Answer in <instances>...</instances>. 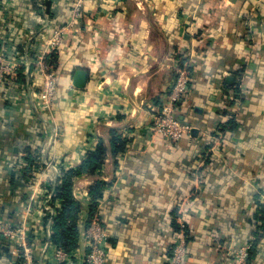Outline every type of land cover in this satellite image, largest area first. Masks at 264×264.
I'll return each mask as SVG.
<instances>
[{
  "label": "crops",
  "instance_id": "obj_1",
  "mask_svg": "<svg viewBox=\"0 0 264 264\" xmlns=\"http://www.w3.org/2000/svg\"><path fill=\"white\" fill-rule=\"evenodd\" d=\"M76 1L0 0V51L21 57L39 19L64 25ZM82 1L80 29L48 54H57L61 73L51 122L60 137L46 154L77 168L99 138L108 143L109 129L127 140L124 151L106 157L99 176L84 174L74 184L90 196L94 179L104 182L108 264H168L182 221L185 264H233L246 244V264H264V0ZM44 42L35 36L32 58ZM185 62L190 92L180 115L194 127L170 142L151 126L173 86L174 66ZM81 68L87 82L79 88L73 80ZM35 82L39 91L41 78ZM25 84L0 89V148L16 153L30 144L47 148L48 132ZM3 155L0 149V220L16 224L36 183L15 188ZM85 226L79 224L80 241ZM30 237L38 252V223ZM12 255L0 236V264H11Z\"/></svg>",
  "mask_w": 264,
  "mask_h": 264
},
{
  "label": "built area",
  "instance_id": "obj_2",
  "mask_svg": "<svg viewBox=\"0 0 264 264\" xmlns=\"http://www.w3.org/2000/svg\"><path fill=\"white\" fill-rule=\"evenodd\" d=\"M42 2V0H39ZM44 7L42 4H40ZM82 0H77L71 9L70 16L64 25L51 29L50 20L45 17L41 21V29H34L27 36V44L21 57L12 55L6 50L0 51V89H10L13 77L19 69H23L26 87L29 91L32 112L41 120L42 129L48 132L46 147L42 148V170L37 178L34 194L22 215V220L16 224L0 220V236L12 246L13 260L11 264H108L110 252L109 233L101 218L100 206L89 219L84 228V240L78 247L66 250L53 240L55 218L59 215L62 200L57 196V187L63 182L67 169L63 162L53 155L46 154L51 146L58 142L60 131L52 127L55 110V99L61 85V76L52 64L48 62V54L59 52L65 42L66 31L76 28L84 15ZM44 38L42 50L32 58L29 53L33 39ZM190 62L177 63L174 66L175 80L165 101L154 115L151 129L161 134L170 142L180 141L194 127L181 118L179 102L190 92ZM41 78L40 90L36 91V80ZM72 85V83H71ZM75 188V187H74ZM73 188V196L82 205L78 223L83 225L88 220L85 209L89 201V192H80ZM40 219V220H39ZM35 222L43 229L42 242L39 251L31 243L30 225ZM181 231L175 242L173 253L168 264H185L188 255V245L183 221ZM251 244L238 249L234 255L233 264H246Z\"/></svg>",
  "mask_w": 264,
  "mask_h": 264
},
{
  "label": "trees",
  "instance_id": "obj_3",
  "mask_svg": "<svg viewBox=\"0 0 264 264\" xmlns=\"http://www.w3.org/2000/svg\"><path fill=\"white\" fill-rule=\"evenodd\" d=\"M47 4V10L50 11V2ZM48 62L56 68L57 54L54 53L51 57L48 56ZM56 69L59 70V68ZM24 79L23 69L21 68L16 73V80H14V82H23ZM1 132L2 134L5 133V129L0 125V133ZM122 136L123 134L119 130L109 129L108 143H106L104 138H99L96 148L86 151L81 160V164L77 168L67 169L63 182L57 187V196L62 200V207L59 215L55 218L53 240L58 246L66 250H71L78 247L80 242L81 230L78 218L82 205L73 196L75 179L84 174L93 178L99 176L100 170L106 157L110 155V152L116 154L126 149L127 140ZM23 147L24 148H18L19 150L17 153L14 151V148H0L4 149L3 158H5L8 163L10 168V179L15 188L19 186L25 187L35 185L43 166L42 161H40L42 148H38L36 145L32 144ZM90 196L91 201L87 205L89 214L86 224L89 223V219L97 211L100 202L99 199L104 196L103 180L99 178L94 179L90 187ZM263 206V204H260V214L262 218L264 214Z\"/></svg>",
  "mask_w": 264,
  "mask_h": 264
},
{
  "label": "water",
  "instance_id": "obj_4",
  "mask_svg": "<svg viewBox=\"0 0 264 264\" xmlns=\"http://www.w3.org/2000/svg\"><path fill=\"white\" fill-rule=\"evenodd\" d=\"M229 81L233 79V76H229ZM74 85L82 88L87 82V71L85 69H78L74 75Z\"/></svg>",
  "mask_w": 264,
  "mask_h": 264
},
{
  "label": "rangeland",
  "instance_id": "obj_5",
  "mask_svg": "<svg viewBox=\"0 0 264 264\" xmlns=\"http://www.w3.org/2000/svg\"><path fill=\"white\" fill-rule=\"evenodd\" d=\"M82 17H83V16H82ZM51 25H52V26H51V29H52V28H56V27H58L57 25L54 26L52 23H51ZM80 26H81V24H79L76 28H73L70 32H75V30L77 31V29H80ZM66 32H69V31H66ZM89 202H90V201H89ZM84 209H85V210H84L85 213H87V209H86V208H84Z\"/></svg>",
  "mask_w": 264,
  "mask_h": 264
}]
</instances>
